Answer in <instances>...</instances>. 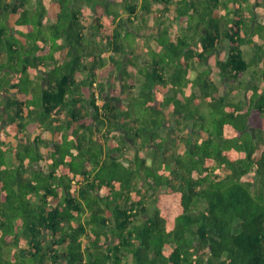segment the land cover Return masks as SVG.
<instances>
[{"label":"trees","instance_id":"1","mask_svg":"<svg viewBox=\"0 0 264 264\" xmlns=\"http://www.w3.org/2000/svg\"><path fill=\"white\" fill-rule=\"evenodd\" d=\"M50 1L0 0V264H264V5Z\"/></svg>","mask_w":264,"mask_h":264},{"label":"rangeland","instance_id":"2","mask_svg":"<svg viewBox=\"0 0 264 264\" xmlns=\"http://www.w3.org/2000/svg\"><path fill=\"white\" fill-rule=\"evenodd\" d=\"M47 1H50V0H47ZM246 1V0H245ZM224 2V1H223ZM119 9H120V7H119ZM92 20V19H91ZM91 20H88L89 22L91 21ZM167 22H169V21H167ZM149 24L151 25V26H158V22H155V19H150L149 20ZM29 27L30 28H32V26L31 25H29ZM180 30V25L179 24H177V23H174V30ZM138 48H139V50H143V41H142V39L140 40V38H139V40H138ZM226 50L225 49H222L221 50V52L220 53H222L223 55H225L226 54ZM245 56H246V59L248 60V61H250L251 62V66L252 67H254L255 65H258V62H260V58H259V53H257L255 50H246L245 51ZM2 59H5V55L4 54H1L0 55V61L2 60ZM212 61H213V59H212ZM201 67V66H200ZM255 72H253L252 70H250V71H248L246 74H245V76H244V80H250V79H252V80H254L255 79ZM219 80H220V77L217 75V82H219ZM243 95H244V93H243V90L240 88L239 89V91H238V93H237V95H234L235 96V98H240V97H243ZM65 137V136H64ZM66 138V143H68V144H70L69 143V141H70V136H67V137H65ZM258 141L257 142H259L260 144L262 143V141L264 140V135H261L260 133H259V137H257L256 138Z\"/></svg>","mask_w":264,"mask_h":264},{"label":"crops","instance_id":"3","mask_svg":"<svg viewBox=\"0 0 264 264\" xmlns=\"http://www.w3.org/2000/svg\"><path fill=\"white\" fill-rule=\"evenodd\" d=\"M247 1H252V0H247ZM260 2H261V4H263L264 5V0H259ZM46 4L48 5V7H49V13H48V16H47V18H46V22H47V20H51L52 22L53 21H55V19H56V12H58L59 11V5H58V3L56 4V3H54V4H51V1H47L46 0ZM99 10V13H101V12H103L102 11V9H101V7L98 9ZM261 13H262V15L264 14V10H261ZM88 18H89V20H91L92 18H93V16L92 15H90V16H88ZM89 24V23H88ZM91 32V31H90ZM251 50L252 51V48L249 46V45H246V46H244V51H246V50ZM64 58H66V56L64 57ZM257 67H263V63H258V65H255L254 67H252V66H250V68H249V70L248 71H250V70H252L253 72H255V79L254 80H252V79H250V80H252V81H257V76H259V74L258 73H256V70H257ZM247 71V72H248ZM246 72V73H247ZM245 73V74H246ZM245 74H244V76H245ZM244 76H243V80H244ZM244 81H246V80H244ZM248 81V80H247ZM238 93V92H237ZM237 95V94H236ZM234 96V95H233Z\"/></svg>","mask_w":264,"mask_h":264}]
</instances>
